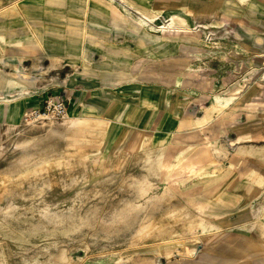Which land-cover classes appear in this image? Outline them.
I'll return each mask as SVG.
<instances>
[{
  "label": "rangeland",
  "instance_id": "1",
  "mask_svg": "<svg viewBox=\"0 0 264 264\" xmlns=\"http://www.w3.org/2000/svg\"><path fill=\"white\" fill-rule=\"evenodd\" d=\"M185 3L192 11L188 24L177 31L165 26L167 13L181 14ZM146 4L161 12L155 20L141 23L140 0H0V71L8 78L0 82V107L28 99L33 104L17 110L16 122L0 116V160L15 143L30 139L36 147H27L25 154L36 152L53 163L66 162L57 171L46 164L37 167L47 170L46 180L63 175L78 188L108 185L105 201L93 212L85 237L76 232L70 237L57 236L67 259L62 264H137L140 259H144L142 264H235L257 241L256 222L264 224V179L254 191L240 182L227 195L224 192L233 180L232 173L210 179L209 184H215L213 194L191 176L178 181L179 188L166 205L158 198L168 181L144 171L148 166L145 158L146 154L162 153L174 163L188 152L179 151L178 146L188 147L203 135L226 151L218 157L223 169L235 155V170L240 173L246 167L264 171V0H147ZM9 7L14 11L9 13ZM33 62L38 65L35 70ZM24 72L37 79L32 83L13 79V73ZM49 96L64 100L66 117L24 122L23 114L41 107ZM217 96L228 99L219 111L212 110ZM84 104L93 109H82ZM73 107L83 112L71 115ZM205 114L207 129L201 130L195 121ZM84 116L105 119L110 125L79 128L77 119ZM191 134L193 138H186ZM158 137L163 141L153 143ZM88 139L97 144L87 145L81 156L59 157L69 146ZM128 144L137 146L128 149ZM169 151L173 157H168ZM40 160L36 157L32 162ZM116 162L120 164L116 173L105 171ZM88 170L94 171H90L92 178ZM28 175L21 177L15 195L22 204L21 219L30 206L41 204L34 193L50 192L43 188L46 182L39 172ZM142 177L149 185L138 191L136 182ZM208 197L213 204L205 208L204 216L196 205ZM55 198L45 197V201ZM153 206L158 208L152 210L153 215L171 208L182 218L199 216L202 224L197 235L187 237L190 257H181V239L171 241L168 252H157L162 245L149 242H138L135 247L126 243L134 215ZM55 210L46 208L39 221L46 223ZM67 212L69 209L63 211L64 216ZM210 213L216 216L210 218ZM6 214L2 212L1 218ZM118 225L124 229L117 237L91 234L98 226ZM34 226L37 224L14 222L9 232L41 231ZM34 241L26 239L19 245L16 239H0L11 247L7 264H30ZM255 249L250 253L253 256H246V264H262L258 259L264 258V245ZM127 255L129 260L122 259Z\"/></svg>",
  "mask_w": 264,
  "mask_h": 264
},
{
  "label": "bare ground",
  "instance_id": "2",
  "mask_svg": "<svg viewBox=\"0 0 264 264\" xmlns=\"http://www.w3.org/2000/svg\"><path fill=\"white\" fill-rule=\"evenodd\" d=\"M85 1H87V3H89V1L97 2V0H85ZM140 1L142 7L139 9L140 15L138 20L141 23L151 22L155 20L159 16L161 11L155 8L154 9L149 8V6L146 4L147 0H140ZM216 1L219 2V0ZM109 5L112 6L111 4ZM181 10L183 11L181 14L176 13L174 11H169L167 13L168 19L165 26H167L168 28L176 27L175 31H177V29H180L185 25H187L188 24L187 16L190 13H192L189 4L185 3L181 5ZM13 11H14L13 7H9L8 12L11 13ZM26 35L27 33H24V36ZM24 38L25 37H23L22 39ZM138 44L140 46L142 45L141 40H138ZM37 67L38 65L35 62H33L31 68L35 70L37 69ZM1 72L2 71H0V82L5 81V79L8 80V78L3 76ZM20 74L13 73L12 74L13 79L23 83H32L37 79L36 76L31 75L29 72H24ZM79 101L80 100H77L74 106ZM227 103H228V99H222V97L217 96L214 99L212 110L219 111V109H221L223 106H226ZM84 108L93 109V107L91 105L89 106V104H84L82 106V109ZM82 109L77 112L75 110V107H73L71 110V115H78L82 113L83 112ZM17 110H18V104L8 103L6 105H2L0 107V116L6 122L9 121L16 122L19 117ZM207 119H208V115L205 114L203 115V117L195 121V124L201 125L202 126L201 130L207 129V126H205L207 124L206 122ZM232 120L233 119H229L228 121H232ZM93 124L105 128L110 125L105 119H100V118L93 119L86 116L77 119L76 122V125L79 126V128L80 127L85 128V126H92ZM188 137L193 138L194 134L188 135L186 138ZM162 141H163L162 137L161 138L158 137L157 139L153 140V143L162 142ZM96 144L97 143H95L93 139L91 140L88 139L86 141L80 140L77 143V145L69 146L68 147L69 149L65 152V154L59 155V157L68 156V155L69 156L75 155L79 157L82 154H84L82 149H84L87 145L94 146ZM136 146L137 144L135 145L128 144L127 148L132 149ZM186 146L180 145L177 147L179 151L187 149L188 152L185 155L181 154L179 157H177L174 163H171L169 161V158H165L164 154L162 153L154 157H150V154H146L147 157L145 158V160H147L148 166L144 171L147 170L146 171L147 173L155 174L156 177L164 176L165 179L168 181V185L166 187L163 196L158 198L161 204L164 203L167 205L170 202L171 198L174 197V193H175L174 191L179 188L178 186L179 180L191 176L195 177V179L198 182H201L202 187L204 189L211 190L210 194H213L214 190L212 188L215 187V184L214 185L209 184L210 179L214 177L216 178V180H219L221 177L226 176L229 173L233 174L232 177L233 180L228 184L227 190L224 192L227 195H229V193L232 190H234L235 187L238 188L239 186L238 183L240 182H242L243 185L245 184L249 185L253 191L256 190L259 187V185H261L263 182L264 171L262 170L251 171L250 167H246V169L242 173L235 170V165L237 162L235 155L229 158L228 167L226 169H223V167L220 166L218 157L219 155L225 156L226 151L223 148L220 147L218 148L215 145V143L207 136L201 135L199 137H196L195 142H193V144H190L188 147ZM27 147L35 148L36 146L33 144V142H31L30 139L17 142L13 145L11 151L0 160V239H16L18 240V242L16 243L19 245L23 244L24 240L26 239L27 240L34 239L35 245L30 250V252L32 251L30 264L66 263L67 260L66 255L64 252H61V246H63L64 244L60 245L61 243L59 241L57 242L56 240L57 236L70 237L72 236L73 232H76L79 234V237L80 235L82 237H85L86 232L90 227L88 223L90 224V220L92 218L93 212L99 209L103 205V202L105 201L104 196H105V191L108 190V185L106 184L90 185L89 183H87L89 184V186L88 185L85 186L86 185L85 184V185H80V187L78 188L77 183H70V182L67 183L63 175H59V176L55 175L52 179L46 180L45 174L47 173V170L40 171L39 169H37V167L39 168V166L41 165L45 166L46 164L48 169H50L51 171L52 170L57 171V170H61L60 167L64 166L66 162L64 163L63 161H61L62 160L61 159L53 163L50 160H48V157L47 158L42 157V155L35 154L36 152L31 154H27V153L25 154ZM172 154H173L172 151H169L168 157H173ZM36 157L41 159L40 162H32V159ZM141 157L142 156H140V158ZM15 159L17 160L14 161ZM119 165H120L119 162H116L111 168H105V171L109 172L110 169L115 171L116 169H118ZM9 168H11L12 170H9ZM138 169L139 168H137V170ZM90 171L88 170L89 172L88 174L89 175L91 174V178H92L91 172L94 171L91 172ZM117 171L118 170H116L114 173H116ZM37 172L41 174L39 178L41 177V180L46 182V183H42L43 188L49 189L50 192L42 193L44 190H40L39 193H34L33 196H36L38 198V201L41 202V204L38 206H30L29 207L30 210L25 212L26 217L21 219L19 215L20 214L19 211L21 209L22 204L15 197V195L18 196L17 193L19 192V188L17 187V184L19 183V181H21L20 179L24 173L25 174L27 173L32 177L34 176V173ZM109 174L111 173L109 172ZM6 175H8L10 178H7ZM12 175H16L17 177H11ZM101 177H103V175ZM115 182L116 181H114V183ZM146 182L147 181H144V178L142 181L138 180V182H136L137 190L138 191L145 190L147 185H149ZM7 185H10V187L13 186V189H5L7 188ZM40 186L41 184L36 188L37 191ZM24 188H27V185H24ZM24 196L25 195H21L19 197H24ZM50 196L56 198L54 200L45 201V197H50ZM72 197H74V199ZM211 204H213L212 199L211 197H208L205 198L204 200L198 201L196 205V209L198 212H202L204 214L205 208ZM48 207H53L54 209L56 208L55 210L56 212H51L50 214L53 213L54 214L50 218H48L46 223L44 222L45 223L44 224L40 222L39 219L43 211H46V208ZM66 209H69V213L67 212L68 215L64 216L65 213L63 214V211ZM153 209L155 210L158 208L157 206H153L151 209L147 211L138 212L137 214L134 215V218H132V223L127 228L131 231L129 235L126 236L127 237L126 243L131 247H135V245L138 242L139 243L149 242V244L154 246L162 245L160 248L159 247L156 248L157 252L160 251L168 252L167 245L173 240L181 239L180 241L182 245L181 257H190L192 254L189 253L188 251L187 237L197 235L198 233L197 228L202 224L201 220L199 219V216L182 218L179 213H176L175 211L173 212L171 208H170L171 210L170 209L161 210V212H159L157 215H153L152 214ZM2 212L4 214L7 213L6 216H4L3 218H1ZM46 216H48V214ZM215 216H216L215 213H210L209 217L213 218ZM14 222L36 223L37 226L34 227H36L41 231L36 232L37 231L36 230L34 233H29L23 230H18L17 232H15V234H12L11 232H9L10 231L9 227ZM120 226L121 225H118L117 227L114 228L107 227V229L98 226L97 230H94V232L91 234L95 235L96 237H102V238L115 237V236L117 237V234L119 233L120 229H124ZM211 227H213L212 228L213 230L214 228H216L213 225ZM255 227L257 228L256 231L258 237L257 241L255 240L251 248L249 247L244 250V256L242 255L244 258L240 259L235 264H246L247 262L246 256H249V254L253 252L255 248L264 245V238H262L264 237L263 222L261 220L257 221ZM9 247L10 245L8 246V244H3L0 242V264H7L6 259L7 256L10 255V253H8ZM209 251L211 253V250ZM254 251H256V249ZM250 255L253 256V253ZM209 256L214 258L213 254L212 255L210 254ZM216 257L217 256H215V258ZM25 258H27V256ZM119 258L120 255H118V259ZM129 258H130L129 255L122 256V259L129 260ZM260 261H262L261 258ZM143 262L144 259H140L137 264H142Z\"/></svg>",
  "mask_w": 264,
  "mask_h": 264
},
{
  "label": "built area",
  "instance_id": "3",
  "mask_svg": "<svg viewBox=\"0 0 264 264\" xmlns=\"http://www.w3.org/2000/svg\"><path fill=\"white\" fill-rule=\"evenodd\" d=\"M67 114V106L62 99L52 96L47 97L41 107L26 111L23 116L24 122L44 120L48 117L62 118Z\"/></svg>",
  "mask_w": 264,
  "mask_h": 264
},
{
  "label": "crops",
  "instance_id": "4",
  "mask_svg": "<svg viewBox=\"0 0 264 264\" xmlns=\"http://www.w3.org/2000/svg\"><path fill=\"white\" fill-rule=\"evenodd\" d=\"M28 101H29V99L28 100H25V102L23 100H21L20 101V104L18 105V110L20 108L23 109L24 108V104H27V107L33 106V104H30ZM261 260L263 261V262L261 261L262 264H264V258L263 257H261ZM258 261H260V258L258 259Z\"/></svg>",
  "mask_w": 264,
  "mask_h": 264
}]
</instances>
